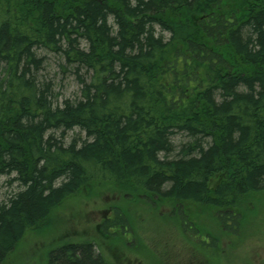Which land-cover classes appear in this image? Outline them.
Segmentation results:
<instances>
[{
	"label": "trees",
	"instance_id": "trees-1",
	"mask_svg": "<svg viewBox=\"0 0 264 264\" xmlns=\"http://www.w3.org/2000/svg\"><path fill=\"white\" fill-rule=\"evenodd\" d=\"M45 51L79 98L59 103ZM1 177L0 264L93 184L173 208L186 264L230 256L264 199V0H0ZM93 246L47 264H110Z\"/></svg>",
	"mask_w": 264,
	"mask_h": 264
},
{
	"label": "rangeland",
	"instance_id": "rangeland-1",
	"mask_svg": "<svg viewBox=\"0 0 264 264\" xmlns=\"http://www.w3.org/2000/svg\"><path fill=\"white\" fill-rule=\"evenodd\" d=\"M45 52L48 53L45 78L53 80L59 103L63 99L79 98L81 85L76 75L62 71L54 55ZM65 136L66 142L74 137L86 138L77 128ZM187 139L178 135L174 141L179 144ZM116 188L93 184L66 199L44 222L27 232L3 264H47L56 249L85 241L94 243V250L110 264H186L190 257L196 258L189 248L190 239L186 240V231L174 221L173 208L136 200L130 192L116 191ZM14 189L6 177L0 178V198ZM261 203L235 235L237 241L232 254L223 259L212 255V264H264V199ZM112 206L120 208L130 222L121 233H114L113 229L109 233V228L104 226V218L110 215L107 209ZM115 216L122 218L117 210ZM207 227L215 230L210 225ZM219 238L223 248L230 251L227 238L223 235Z\"/></svg>",
	"mask_w": 264,
	"mask_h": 264
},
{
	"label": "flooded vegetation",
	"instance_id": "flooded-vegetation-1",
	"mask_svg": "<svg viewBox=\"0 0 264 264\" xmlns=\"http://www.w3.org/2000/svg\"><path fill=\"white\" fill-rule=\"evenodd\" d=\"M107 212H109V214L110 215H108V216H106L105 218H104V224L107 222V221H109V220H111L114 216H115V214H116V209H115V207L114 206H112V207H110V208H108L107 209ZM113 216V217H112ZM109 228V231L113 228L114 230H115V227L114 226H110V227H108ZM104 233V235H107V233L106 232H103Z\"/></svg>",
	"mask_w": 264,
	"mask_h": 264
}]
</instances>
